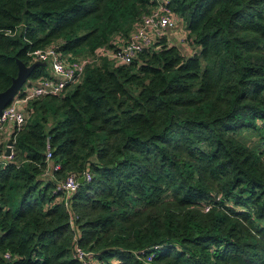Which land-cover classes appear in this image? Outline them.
<instances>
[{"label":"trees","instance_id":"obj_1","mask_svg":"<svg viewBox=\"0 0 264 264\" xmlns=\"http://www.w3.org/2000/svg\"><path fill=\"white\" fill-rule=\"evenodd\" d=\"M156 5L0 0V91L29 52L115 49ZM167 6L183 40L157 38L125 65L101 57L28 103L0 164V264H81L76 246L97 253L94 264H144L154 245V264H264V0ZM246 130L253 143L237 138ZM85 171L91 180L68 198L54 192Z\"/></svg>","mask_w":264,"mask_h":264},{"label":"built area","instance_id":"obj_2","mask_svg":"<svg viewBox=\"0 0 264 264\" xmlns=\"http://www.w3.org/2000/svg\"><path fill=\"white\" fill-rule=\"evenodd\" d=\"M168 0H157V5L150 13L145 14L141 18L137 29L130 35V37L119 47L115 49H102L95 53L93 57H84L76 59H68L59 50L55 44L47 45L43 48L35 49L28 53L33 62L46 63L52 71L51 76H41L35 81L27 82L13 98V100L1 110L0 113V164H5L9 156H5V148L7 141L3 139L2 132L5 127L10 124L13 127L20 128L26 122V114L28 103L46 95H57L69 86L80 81L85 65L89 62L99 60L101 57H106L111 63L115 65L129 64L138 53L146 47L150 46L157 38L167 37L170 40L173 33H177V39L183 40V31L170 8L167 6ZM178 27L180 28L178 30ZM169 42V41H168ZM6 142V143H5ZM46 163L47 168L45 175H51V171L59 169L56 163L52 165V150L47 143L46 146ZM83 176L84 182L91 180L89 171H85L83 175L74 173L67 174L63 179H57L55 184V193H61L68 198L74 193L79 185L78 177ZM219 199V197H217ZM210 205H206L204 210H208ZM161 248V245H154L151 252L144 255V264H154L153 258L155 253ZM143 251H141L142 253ZM97 253L87 251L79 246L75 247L74 257H76L81 264L96 263L95 256ZM6 258L9 253L4 254Z\"/></svg>","mask_w":264,"mask_h":264},{"label":"water","instance_id":"obj_3","mask_svg":"<svg viewBox=\"0 0 264 264\" xmlns=\"http://www.w3.org/2000/svg\"><path fill=\"white\" fill-rule=\"evenodd\" d=\"M18 70L17 75L12 79L11 84L0 91V113L1 110L6 107L13 98L18 94L20 89L27 83V80L35 69L36 66L41 65L40 62H33L30 65L24 64L22 61L17 60ZM13 140L10 138L7 140L6 148H5V156H9L12 152ZM78 183H84V177H78Z\"/></svg>","mask_w":264,"mask_h":264},{"label":"rangeland","instance_id":"obj_4","mask_svg":"<svg viewBox=\"0 0 264 264\" xmlns=\"http://www.w3.org/2000/svg\"><path fill=\"white\" fill-rule=\"evenodd\" d=\"M181 28H183V25H180ZM180 28L178 27V30ZM181 31V30H180ZM192 47V46H191ZM85 57V55L79 56V58ZM256 134L252 131H242L237 135V138L245 143H253L254 139H256ZM254 138V139H253Z\"/></svg>","mask_w":264,"mask_h":264},{"label":"crops","instance_id":"obj_5","mask_svg":"<svg viewBox=\"0 0 264 264\" xmlns=\"http://www.w3.org/2000/svg\"><path fill=\"white\" fill-rule=\"evenodd\" d=\"M177 33L175 32V33H173V39H177ZM43 66L46 64V63H41ZM45 69H46V73H47V75L46 76H51L52 75V71L49 69V67H47V64L45 65ZM13 126L12 125H10V124H8L6 127H5V129H4V131L2 132V137H3V139L4 140H8V139H10L9 138V136H10V134H11V132H12V130H13Z\"/></svg>","mask_w":264,"mask_h":264}]
</instances>
